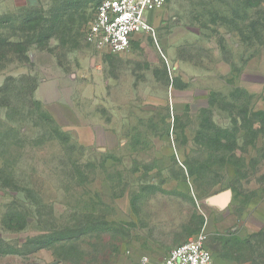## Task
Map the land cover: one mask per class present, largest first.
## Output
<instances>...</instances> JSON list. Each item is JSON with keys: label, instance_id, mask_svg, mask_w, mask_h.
I'll use <instances>...</instances> for the list:
<instances>
[{"label": "rangeland", "instance_id": "1", "mask_svg": "<svg viewBox=\"0 0 264 264\" xmlns=\"http://www.w3.org/2000/svg\"><path fill=\"white\" fill-rule=\"evenodd\" d=\"M102 1L0 0V34L35 39L29 62L0 71V264H143L132 241L183 232L204 233L215 264H264V136L253 140L264 102L237 92L235 107L213 108L217 126L238 119L227 157L202 128L209 94L238 78L225 36L264 19V0H166L146 13L155 32L120 53L85 39ZM26 15L44 17L36 31ZM32 83L58 135L32 106ZM225 189L226 209L206 204Z\"/></svg>", "mask_w": 264, "mask_h": 264}, {"label": "built area", "instance_id": "2", "mask_svg": "<svg viewBox=\"0 0 264 264\" xmlns=\"http://www.w3.org/2000/svg\"><path fill=\"white\" fill-rule=\"evenodd\" d=\"M165 3L166 0H103L85 39L90 45L112 53L126 51L137 34L155 32L146 13H154ZM205 237L200 233L174 247L156 264H215Z\"/></svg>", "mask_w": 264, "mask_h": 264}, {"label": "trees", "instance_id": "3", "mask_svg": "<svg viewBox=\"0 0 264 264\" xmlns=\"http://www.w3.org/2000/svg\"><path fill=\"white\" fill-rule=\"evenodd\" d=\"M251 2V1H250ZM261 2V0H260ZM250 4V3H249ZM252 5V4H250ZM256 5H253L256 8ZM28 15V14H27ZM24 16V18L22 19L23 24L28 25V28L30 30L36 31V29L41 25L44 17L42 15H38V17H36L37 20V24L34 25V19L33 18H27L28 16ZM264 15V13H263ZM262 20V21H261ZM32 24H28L31 23ZM25 26V25H24ZM26 27V26H25ZM260 28L263 29V35L259 34L257 29L260 30ZM241 37V39L245 42H250V43H254V42H258V43H262L264 42V19H260V20H255V18H251L250 21H248V28L246 29H241V30H235ZM35 41V39H33V37H29L26 35V38H21L18 40H11V38L3 36L0 34V71L4 70L5 66H6V61H14L18 60L21 63H26L29 62V49L30 47L34 44L33 42ZM8 55H10V57L8 58ZM14 58H11V57ZM11 58V59H10ZM9 80V79H8ZM8 81L5 82L4 85H2L0 87V92L5 91L6 87H7ZM36 84L32 83L30 85V89L29 91V98H30V102L32 104V106H34L36 108V110L41 114V116H43L45 119L48 120L49 123H51V127L52 130L54 132H56V135H58V129L55 128V121L53 119V117L49 116L47 113H44L41 109V102L39 100H35L34 96H33V92L36 89ZM237 92L241 93V95L243 96H247L249 97V100L252 98L253 95H251L250 93H248L245 90H241V89H237L236 91L232 92L229 96H226L220 92L217 91H212L209 96L210 99H208L207 103L208 106L210 108L209 110V114L208 117L204 120V125H202V128L205 130V138L207 139V146L211 149L215 148L217 149V153L221 154L223 157H227L229 156V154H231L230 152H234L237 148V145L239 144V136H237V134L232 133L231 135L227 134L229 131V128H233V126L237 127V123H238V119H236V117H231L230 118V126L227 127H221L220 125L217 126V124H215L214 121V113L213 111H215L213 108L214 107H220L221 110L228 108L226 106H222L221 105V100H229V103L227 102V104L231 105V107H235V103L234 100L238 99L237 96ZM217 96V98H220V101L214 97ZM9 104V103H8ZM8 104H2L0 103V106H4V107H10ZM233 115V114H232ZM258 115H264V111H259ZM31 117L34 116L33 113L30 114ZM8 120H12L11 118V114L7 113L6 115ZM260 127L254 131V141L257 140V137L259 135L264 136V119L260 118L257 119ZM31 122L33 123L34 126H37V122L34 120H31ZM203 123V122H202ZM207 125V126H206ZM216 128V129H215ZM233 154V153H232ZM210 156H213L210 155ZM207 160V159H206ZM223 163L225 164H232L230 161L225 162V160H222ZM234 166L235 163H233ZM238 166V165H237ZM1 169V168H0ZM21 223V221L19 220L17 222V224L19 225ZM22 225V224H20ZM57 234V233H56ZM54 237L56 238H52L49 240V243L54 242L55 240H65L67 239V237L65 238H57V235H54ZM44 245H40V248H42Z\"/></svg>", "mask_w": 264, "mask_h": 264}, {"label": "crops", "instance_id": "4", "mask_svg": "<svg viewBox=\"0 0 264 264\" xmlns=\"http://www.w3.org/2000/svg\"><path fill=\"white\" fill-rule=\"evenodd\" d=\"M218 40V57L221 58L222 55L223 59L226 60L225 50L227 49V45L221 44L220 39ZM225 40L233 42L231 47L232 59L230 66L232 67V70L234 66L237 67L239 70L238 78L236 83L233 81L230 83L225 80L223 82V87L215 90L229 96L237 89H241L247 91L253 96L261 97V101L264 102V42H245L237 32L227 34ZM219 67L220 70H224V74L228 73L227 64H223ZM36 97L39 100H44L41 89H37ZM259 210L260 209H257L258 221L264 224V218L259 216ZM186 235L187 233L183 232L180 233L178 237L174 235L171 240L165 242L148 241L142 243L140 240L136 239L132 241L129 253H131L134 260L141 261L143 264H156L158 261L162 260L171 249L181 245L185 241Z\"/></svg>", "mask_w": 264, "mask_h": 264}, {"label": "water", "instance_id": "5", "mask_svg": "<svg viewBox=\"0 0 264 264\" xmlns=\"http://www.w3.org/2000/svg\"><path fill=\"white\" fill-rule=\"evenodd\" d=\"M233 200V190L225 189L216 194L210 195L205 202L208 206L214 207L218 210L226 209Z\"/></svg>", "mask_w": 264, "mask_h": 264}]
</instances>
